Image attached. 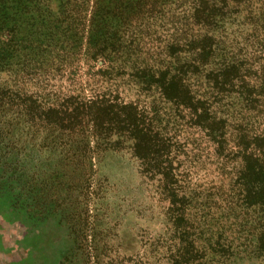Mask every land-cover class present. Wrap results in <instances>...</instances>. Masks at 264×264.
Segmentation results:
<instances>
[{
    "label": "trees",
    "instance_id": "obj_1",
    "mask_svg": "<svg viewBox=\"0 0 264 264\" xmlns=\"http://www.w3.org/2000/svg\"><path fill=\"white\" fill-rule=\"evenodd\" d=\"M58 4L0 0L1 130L94 173L128 154L165 223L87 262L264 264V0Z\"/></svg>",
    "mask_w": 264,
    "mask_h": 264
},
{
    "label": "rangeland",
    "instance_id": "obj_2",
    "mask_svg": "<svg viewBox=\"0 0 264 264\" xmlns=\"http://www.w3.org/2000/svg\"><path fill=\"white\" fill-rule=\"evenodd\" d=\"M42 92L43 99L49 87ZM38 138L24 134L15 145L0 124V264H93L85 259L93 245L110 257L115 248L134 255L163 228L161 204L128 154L106 152L94 173L65 164V152L40 148Z\"/></svg>",
    "mask_w": 264,
    "mask_h": 264
}]
</instances>
